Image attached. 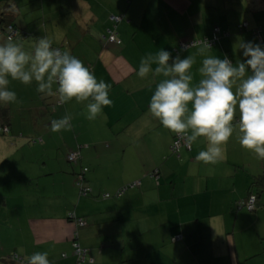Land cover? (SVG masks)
Returning <instances> with one entry per match:
<instances>
[{
    "label": "crops",
    "instance_id": "obj_1",
    "mask_svg": "<svg viewBox=\"0 0 264 264\" xmlns=\"http://www.w3.org/2000/svg\"><path fill=\"white\" fill-rule=\"evenodd\" d=\"M8 7L18 30L12 40L31 50L47 37L70 51L111 84L113 105L90 121L86 102L61 104L36 82L11 81L18 100L0 105L9 111L8 132L0 130V264L44 251L51 264H75L74 243L89 250L92 261L82 264H264V186L253 184L264 176V159L242 148L236 133L215 165L196 159L204 137L172 153L176 133L148 110L162 77L136 74L149 53H196L192 46L177 52L178 43L210 38L213 27L228 33L209 54L243 62L239 43L264 46V0H0V9ZM112 14L121 15L115 24ZM242 22L248 27L239 32ZM108 29L119 44L103 38ZM65 115L71 129L53 132L52 121ZM70 152L79 153L75 162ZM249 195L257 197L253 210L242 206Z\"/></svg>",
    "mask_w": 264,
    "mask_h": 264
},
{
    "label": "clouds",
    "instance_id": "obj_2",
    "mask_svg": "<svg viewBox=\"0 0 264 264\" xmlns=\"http://www.w3.org/2000/svg\"><path fill=\"white\" fill-rule=\"evenodd\" d=\"M194 54L172 57L167 50L149 53L140 60L137 76L147 79L162 77L150 97L148 110L152 117L172 133L179 134L187 147L204 137L206 148L196 159L215 165L225 157V147L234 133L242 148L264 159V46L252 41L241 42L245 59L235 64L227 57L209 54L207 41L191 45ZM202 57L197 71L200 79L193 83V66ZM171 60V63L169 61ZM155 65V67H153ZM11 81L24 85L36 82L37 91L58 95L61 104L73 98L85 103L90 121L103 116L111 107V84L97 79L82 60L68 50L52 46L41 37L31 50L9 38L0 42V105L18 100ZM71 117L52 121L53 132L71 129ZM27 264H51L48 252H35Z\"/></svg>",
    "mask_w": 264,
    "mask_h": 264
},
{
    "label": "built area",
    "instance_id": "obj_3",
    "mask_svg": "<svg viewBox=\"0 0 264 264\" xmlns=\"http://www.w3.org/2000/svg\"><path fill=\"white\" fill-rule=\"evenodd\" d=\"M121 18V15H111L110 16V20L115 24L116 22H118ZM248 26L247 22H242L238 25V31H243L244 29H246ZM6 34H7V39L9 38H13L16 33H17V30L11 26V25H8L6 27V30H5ZM228 32H224V31H221V29L219 27H214L213 28V31H212V36L210 38H206V39H192V40H189V41H180L178 43V49L180 50H183L189 46H191L194 42L196 44H199L200 42H202L203 40L204 41H207L211 46L216 42V40H218L222 35H227ZM103 38H105L108 42H112V43H116V44H119L120 43V39L117 35V32L114 30V29H108L107 30V33H106V36L104 35ZM56 47V46H54ZM56 48H59L61 49L60 47H56ZM62 50V49H61ZM0 130L3 132V133H7L8 132V127L7 126H1L0 127ZM182 147H187L185 145V142L184 140L179 136V134H175L172 138V141H171V144H170V151L172 153H176L178 152V150ZM188 148V147H187ZM79 157V153L78 152H70L68 155H67V160L69 162H75ZM87 168L84 167L81 171V175H83L84 171H86ZM79 175L78 178H77V186L79 187L80 189V192L84 195H87L90 193L91 189L87 186H84L83 185V182H82V179H83V176ZM121 193V191H118L117 192V195H119ZM103 198H106L109 196L108 193H103L101 195ZM242 206H244L246 209L248 210H253L256 206V197L254 195H249L248 198L242 203ZM68 217H74V214L73 212H69L68 213ZM76 221V224H78L79 226H82L84 225V221L81 220V219H75ZM181 236L180 235H176L173 239L176 240V239H179ZM88 252L89 250L85 247H81L79 244L77 243H74L73 244V254L75 255L76 257V262L75 264H82L84 261H89L91 262L92 261V258L89 257L88 255ZM12 259L14 260H17L18 262H21L23 263V261L20 260V258H18L17 256H11Z\"/></svg>",
    "mask_w": 264,
    "mask_h": 264
},
{
    "label": "trees",
    "instance_id": "obj_4",
    "mask_svg": "<svg viewBox=\"0 0 264 264\" xmlns=\"http://www.w3.org/2000/svg\"><path fill=\"white\" fill-rule=\"evenodd\" d=\"M13 8H11V7H8V8H1L0 9V29H1V31L2 32H4V34H6V32H5V30H6V27L8 26V25H11V26H13L16 30H17V28L15 27V25L12 23V15H13ZM248 24V23H247ZM248 27V26H247ZM214 28V27H213ZM237 29H238V27H237ZM247 29V28H246ZM245 30V29H244ZM18 31V30H17ZM212 31H213V29H212ZM240 32V31H239ZM242 32V31H241ZM211 36H212V33H211ZM6 37H7V34H6ZM206 39V38H205ZM192 40V39H191ZM200 40H202V39H200ZM189 41V40H188ZM54 47V46H53ZM57 47V46H56ZM188 48V47H187ZM186 49V48H185ZM184 50V49H183ZM176 51L177 52H179V51H181L180 49H176ZM9 111H8V108L7 107H5V106H0V124H1V126H7V125H5L6 123H7V121H8V117H9V113H8ZM0 126V127H1ZM8 127V126H7ZM253 184H255L256 186H258V187H263L264 186V176L263 175H261V174H257V175H255L254 176V180H253ZM256 197V196H255ZM256 201H257V197H256ZM256 207V206H255ZM255 209V208H254ZM248 210V209H247ZM181 236V235H180ZM175 237V236H174ZM173 237V238H174ZM172 238V241H178V240H180L181 239V237L179 238V239H176V240H174ZM10 258H11V256H10ZM12 259V258H11ZM14 260V259H13ZM14 261H16V260H14ZM16 262H18V261H16ZM18 263H20V264H27L26 262H23V263H21V262H18Z\"/></svg>",
    "mask_w": 264,
    "mask_h": 264
},
{
    "label": "rangeland",
    "instance_id": "obj_5",
    "mask_svg": "<svg viewBox=\"0 0 264 264\" xmlns=\"http://www.w3.org/2000/svg\"><path fill=\"white\" fill-rule=\"evenodd\" d=\"M37 121H38V124H41L42 123L43 119H42V116L41 115L38 116ZM68 164H69V162H68Z\"/></svg>",
    "mask_w": 264,
    "mask_h": 264
}]
</instances>
